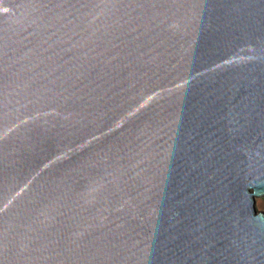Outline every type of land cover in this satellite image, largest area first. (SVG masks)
Segmentation results:
<instances>
[{
    "label": "water",
    "instance_id": "water-1",
    "mask_svg": "<svg viewBox=\"0 0 264 264\" xmlns=\"http://www.w3.org/2000/svg\"><path fill=\"white\" fill-rule=\"evenodd\" d=\"M264 0H0V264H264Z\"/></svg>",
    "mask_w": 264,
    "mask_h": 264
},
{
    "label": "rangeland",
    "instance_id": "rangeland-1",
    "mask_svg": "<svg viewBox=\"0 0 264 264\" xmlns=\"http://www.w3.org/2000/svg\"><path fill=\"white\" fill-rule=\"evenodd\" d=\"M256 199V209L258 212H264V197H257Z\"/></svg>",
    "mask_w": 264,
    "mask_h": 264
}]
</instances>
